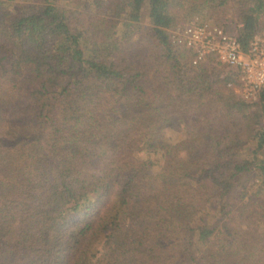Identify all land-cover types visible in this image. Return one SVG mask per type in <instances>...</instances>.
<instances>
[{
	"label": "trees",
	"instance_id": "obj_1",
	"mask_svg": "<svg viewBox=\"0 0 264 264\" xmlns=\"http://www.w3.org/2000/svg\"><path fill=\"white\" fill-rule=\"evenodd\" d=\"M229 10L246 49L264 0H0V264H264V90L168 41Z\"/></svg>",
	"mask_w": 264,
	"mask_h": 264
},
{
	"label": "built area",
	"instance_id": "obj_2",
	"mask_svg": "<svg viewBox=\"0 0 264 264\" xmlns=\"http://www.w3.org/2000/svg\"><path fill=\"white\" fill-rule=\"evenodd\" d=\"M168 41L174 48L190 51L194 66L213 59L234 70L237 85L227 87L242 100L255 101L264 90V38L254 37L244 49L236 33L225 26L192 18L186 25L168 30Z\"/></svg>",
	"mask_w": 264,
	"mask_h": 264
},
{
	"label": "rangeland",
	"instance_id": "obj_3",
	"mask_svg": "<svg viewBox=\"0 0 264 264\" xmlns=\"http://www.w3.org/2000/svg\"><path fill=\"white\" fill-rule=\"evenodd\" d=\"M13 6H10V8L9 7L8 8L6 7L7 12L8 11H14L16 8L13 7ZM102 11L104 12L103 15H107V16L108 15H111V13L108 10H106V8H103ZM6 15L7 16H11V14H9V13H6ZM98 15L101 16V10L99 11ZM234 15H235V13L232 10H229L228 12H226V14H224V17L220 21V23L225 24L226 25V28L228 29V31L233 32V33H236V30H237V27H236L237 24H236V22L238 23V21H237L236 16H234ZM139 25H140V28L139 29L141 30V33L144 30H146V28H147V25L146 24L141 23ZM139 33L140 32L136 33V35H135V37L133 39L137 38V35H139ZM257 37L264 38V28L260 32V34L257 35ZM176 127H179V129L177 128V130H175ZM183 137H184L183 130H182L181 124L178 122V120H175L173 123H171L170 128L169 127H166V129L163 132V139L166 142H169L171 144H178L183 139ZM162 154H163V152H161L160 150H158V152H156V154H151V155H149V157H152L153 159H159V158H161L160 156ZM144 159H147V158L144 157ZM159 161H161V160H159Z\"/></svg>",
	"mask_w": 264,
	"mask_h": 264
}]
</instances>
